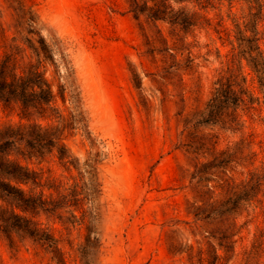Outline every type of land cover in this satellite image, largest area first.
Listing matches in <instances>:
<instances>
[{
  "label": "rangeland",
  "instance_id": "1",
  "mask_svg": "<svg viewBox=\"0 0 264 264\" xmlns=\"http://www.w3.org/2000/svg\"><path fill=\"white\" fill-rule=\"evenodd\" d=\"M129 2L0 0V59L12 51L24 63L41 62L63 116L41 123L57 127L78 169L55 155L33 166L62 188L76 186L83 199L91 192L84 164L94 162L99 185L75 217L61 208L59 218L41 222L66 264H264V185L239 210L230 199L252 173L264 175V106L244 115L238 132L195 120L228 68L240 66L255 90L246 61L232 57L238 30L256 10L247 0H211L202 10L188 4L210 25L172 39L167 22L135 19ZM258 30L264 53V11ZM178 37V50L169 51ZM18 122L0 106V127ZM200 142L205 147L194 152ZM226 150L228 165L199 173ZM0 264L56 262L45 246L9 229L0 230Z\"/></svg>",
  "mask_w": 264,
  "mask_h": 264
},
{
  "label": "trees",
  "instance_id": "2",
  "mask_svg": "<svg viewBox=\"0 0 264 264\" xmlns=\"http://www.w3.org/2000/svg\"><path fill=\"white\" fill-rule=\"evenodd\" d=\"M247 1L256 12L252 14L245 29L238 30V51L232 59L238 64L246 61L256 88L252 90L246 84L240 66L228 68L226 75L220 76L215 83L205 108L195 114L196 123L238 132L244 127V115H251L257 110V106H264V53L258 30L264 0ZM191 3L200 10L212 6L211 0H130L129 5L135 19L146 14L151 20L167 22L172 27L171 37L174 39L178 33L185 36L204 23L210 25V19L199 10L187 7ZM248 31L250 35L246 34ZM176 40L168 48L169 51L178 50L179 37ZM256 91L262 95V101L256 96ZM60 96L64 100L63 93ZM0 106L7 114L15 113L19 119L18 124L0 127V230L6 235L12 229L29 236L51 252L56 264H66L57 239L43 225L40 217L45 215L59 218L57 211L61 208L67 209L71 212L70 216L75 217V211L81 208V202L98 191L96 189L99 185L91 173L95 164H84V168L90 169L87 172L91 176V192L83 199L79 198L81 193L76 186L62 188L54 178H44L42 168L33 166H39L47 156L55 155L66 169H78L72 155L61 142L57 127L41 123L44 120L59 121L63 117L41 62L24 63L23 57H19L16 52L3 53L0 59ZM215 145L216 142L214 147ZM204 147L205 144L200 142L194 152ZM229 158L228 150L213 154V160L202 164L199 173H206L209 167H225L230 162ZM263 185L264 175L252 173L249 180L233 187L230 198L234 203L232 208L239 210V202L256 199ZM86 242L95 244L96 234H88ZM219 259L217 256L216 261Z\"/></svg>",
  "mask_w": 264,
  "mask_h": 264
}]
</instances>
